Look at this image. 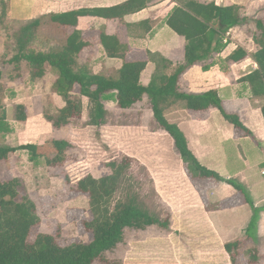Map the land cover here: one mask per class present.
I'll use <instances>...</instances> for the list:
<instances>
[{"label": "trees", "instance_id": "trees-1", "mask_svg": "<svg viewBox=\"0 0 264 264\" xmlns=\"http://www.w3.org/2000/svg\"><path fill=\"white\" fill-rule=\"evenodd\" d=\"M153 1L127 0L113 7L81 9L29 21L8 38L6 53L0 58V64L1 67L13 66L14 80L22 78V64L28 66L31 79L42 78L47 67L55 71L53 88L63 99L64 106L56 115L46 114L45 118L56 129L78 123L85 108L88 110L86 127L99 128L107 122L106 101H115L120 109L125 110L146 98L158 128L172 137L175 151L181 157L188 177L195 181H205L211 189L218 183L225 182V179L200 164L189 149L187 139L178 125L166 119L165 111L173 102H182L184 109L193 112L216 108L233 124L238 133L250 135L251 132L240 116L224 109L219 92H183L180 81L186 71L199 63H205V71L219 64L223 71L229 72L232 64L252 59L258 67L251 69L250 74L242 81L248 83L254 98H264V21L255 22V32L251 38L255 48L252 52L240 44L227 58H218L227 47L229 31L250 25V19L244 14L245 8L238 5L217 6L215 2L206 0H172L174 6L167 14L165 24L186 42L184 60L178 64L173 75L166 74L173 63L160 54L150 52L149 61H124L116 78L94 74L87 68L75 69L77 57L88 45L82 32L76 29L81 17L121 22L126 16L143 11ZM6 18L7 5L1 1V26L6 23ZM52 23L75 29L64 39L62 36L66 32L61 37L55 36L50 26ZM146 25L147 21L129 25V34L131 35L132 30L144 28ZM41 40L54 44V48L47 52L34 50L32 43ZM99 42L107 58L125 60L129 46L118 35H108L100 30ZM148 62H153L156 67L151 83L144 87L141 76ZM1 76L2 68L0 78ZM85 100L88 102L86 107ZM262 113L264 116V106ZM27 119L26 106L18 104L14 120L25 122ZM12 132V125L4 116L0 118V133L6 135ZM69 146V142L54 141L52 147L57 152L54 156L45 154L40 145L32 143L18 147L0 146V162L6 161L17 151H26L30 162L36 165L44 162L47 166L56 167L64 162L62 153ZM109 166L112 169L111 175L99 179L87 175L77 182V192L89 198L91 218L84 222V229L92 234V240L74 241L64 246L52 234H38L34 242L28 241L32 229L41 222L36 203L29 196H20L19 179L3 181L0 178V264H95L106 260L105 254L123 243L127 229L145 230L153 226L169 229V219L161 220L140 198L137 190H141V186L133 176L132 159L124 156L120 161L113 160ZM226 182L233 186L255 212V217L247 228L248 237L254 240L252 232L256 227L257 214L254 204L242 185L233 180ZM221 203L222 208L233 206L231 199ZM241 245L240 241H234L224 246L232 264H238ZM246 253V264H259L260 252L257 248H250Z\"/></svg>", "mask_w": 264, "mask_h": 264}, {"label": "rangeland", "instance_id": "rangeland-1", "mask_svg": "<svg viewBox=\"0 0 264 264\" xmlns=\"http://www.w3.org/2000/svg\"><path fill=\"white\" fill-rule=\"evenodd\" d=\"M244 14L251 22L249 26L239 29L237 35H239V42L252 52L255 48L251 39L255 32V22L264 21V6L262 10L260 8L255 12L245 11ZM2 28L7 41L11 34L20 29L18 26H9L7 21ZM68 33L64 34L65 38ZM230 34H232L231 30L227 34L228 39ZM31 47L36 51L47 52L54 48V44L41 40L34 41ZM80 67H82L81 64L77 62L75 69L78 70ZM1 68L0 118L4 116L12 125L13 132L6 135L0 133V146L18 147L32 143L40 145L41 151L45 154L54 156L57 153L52 147L54 141H66L70 144L62 153L64 162L56 167L47 166L44 162L39 165L30 162L26 151H17L6 161L0 162L1 180L19 179L21 181L20 196H29L36 203L41 222L32 229L28 238L30 243L42 233L54 235L63 246L74 241H91L92 234L84 229V222L91 218L89 198L77 192V182L87 175L97 179L111 175L112 169L109 163L113 160L120 161L127 156L132 159V173L138 185L141 186V190H137L140 198L150 211L158 214L161 220L169 219L170 227L169 229L158 226L145 230L127 229L123 243L107 252L106 260L95 264H232L224 246L234 241H240L242 244L238 264L247 263L246 250L253 247L260 252L259 264H264V225L260 226V219L257 220V227L252 232L254 240H250L247 233L250 214L241 213L242 217H239L229 212L221 214L215 211L224 209L221 207V202L224 200L214 203L215 199L207 197L214 188L210 189L205 181L190 179L184 164L183 168L190 180L191 189L198 199L201 198L204 209L200 214L197 212L189 214L182 212L183 210L179 213H171V205L160 193L170 197V204L177 203L182 195L175 199L172 193L168 196L166 191L156 193L155 180L146 165L155 169L159 160L158 156L148 153L147 157L146 154L143 157L139 152L141 148L133 142L126 140L121 144L114 134L107 135L100 130L94 131L86 127L85 124L88 121L86 108L78 123L60 129L54 128L45 116L46 114L56 115L64 106L63 99L55 93L53 88L55 71L47 67V72L42 78L31 79L28 66L22 64L20 70L22 78L14 80L12 65L1 67L0 64ZM114 70L111 67L108 71ZM87 103L85 100V107ZM18 104H24L27 108L28 119L25 122L14 120L15 108ZM105 105L112 106L107 101ZM115 107L106 117L112 123H120L134 115L131 114V116L128 111L123 112V109L116 105ZM153 121L156 123L155 120ZM78 133L81 135L78 136ZM134 152L139 155V158L142 156V160L134 157L132 155ZM155 153L157 154L156 151ZM149 155L153 156L151 160ZM160 155L164 161L159 168H170L171 158L167 157V152L161 151ZM175 173L176 171H169L171 178L167 182L172 180V175L175 176ZM226 181L228 180H225V183H228ZM166 188L169 189L168 186ZM182 202L185 203L183 199ZM243 203H245L244 200Z\"/></svg>", "mask_w": 264, "mask_h": 264}, {"label": "crops", "instance_id": "crops-1", "mask_svg": "<svg viewBox=\"0 0 264 264\" xmlns=\"http://www.w3.org/2000/svg\"><path fill=\"white\" fill-rule=\"evenodd\" d=\"M1 1H4L7 5L6 21L9 26L21 27L29 21L49 17L53 14L81 9L113 7L127 0H0V3ZM206 1L215 2L217 6L238 5L250 12H255L260 8L262 10L264 6V0ZM173 6L172 0H154L146 9L126 16L121 22L107 21L103 18L81 17L76 29L82 32L88 45L77 57L76 62L81 64L82 67L80 68H87L94 74H101L110 78L117 77L124 61H149L148 52H150L160 54L170 60L173 65L169 71H166V74L173 75L178 64L184 60L186 44L183 37L177 35L165 24V18ZM143 21H147L146 27L134 29L130 35L128 26ZM50 26H52L57 37L59 35L61 37L65 32L70 33L75 29L60 27L55 23L50 24ZM100 30H104L108 35H118L121 41L129 46V52L125 60L105 56L103 46L99 42L98 33L100 34ZM238 30V28L231 30L232 34H230L227 47L218 58L225 59L238 49L241 44L239 35H237ZM62 38L65 39V36H62ZM6 42L7 37L3 35V28L0 25V58L5 53ZM204 65L205 63L196 64L182 75L180 81L181 91L196 94L208 91L219 92L224 109L228 113L238 114L251 134L245 136L238 133L233 124L227 121L216 108L193 112L184 109L182 102H173L167 106L165 117L170 123L178 125L187 139L189 149L202 166L218 173L225 180H233L239 183L246 189L257 211L256 227L258 219L261 220L260 226L263 227L264 116L262 108L264 98H254L248 83L242 81L244 77L250 74L251 69H256L258 66L252 59L239 64H232L229 72L223 71L219 64L205 71L203 69ZM111 67L115 70L108 71ZM155 67L153 62H148L147 68L141 76V84L144 87H148L151 83ZM146 101L145 98L132 108L122 110L123 112L128 111L130 115L134 114L136 117L131 115L132 117H128L120 123H112L107 119L108 123L99 128H88L94 131L100 130L105 134L107 133V135L114 134L121 144L126 140L133 142L141 148L139 152L143 157L145 154L147 157L148 153L158 156L159 160L155 169L148 164L146 165L155 180L156 193L166 191L168 196L172 193L175 199L182 195L177 203L170 204V197H165L160 193L164 200L171 205V213L173 212V214L182 210V212H188L189 214L196 212L200 214L204 209L201 198L198 199L193 193V189H191L190 180L183 168V161L175 151L174 141L169 134H164L153 121L155 120L154 114ZM107 102L112 105H105L109 115L116 108L117 103L115 101ZM88 128L86 130L89 134ZM79 135L81 133H78ZM144 135L149 137L147 138ZM161 151L167 152V157L171 158L170 168H159L164 161L160 155ZM135 152L132 155L142 160L143 157L139 158V155ZM151 157L149 155L150 160ZM169 171H176V173L175 176L172 175V180L167 182L171 178ZM207 197L215 199L214 203H218L222 199L224 201L231 199L233 206L226 207L223 210H215L221 214L222 212H229L232 215L242 217L240 216L241 213L248 212L250 223L255 217L253 208L247 203L245 205L238 192L228 183H219L210 191ZM182 199L185 203L182 202ZM256 227H254V230Z\"/></svg>", "mask_w": 264, "mask_h": 264}]
</instances>
